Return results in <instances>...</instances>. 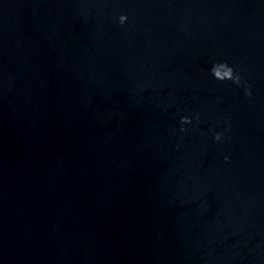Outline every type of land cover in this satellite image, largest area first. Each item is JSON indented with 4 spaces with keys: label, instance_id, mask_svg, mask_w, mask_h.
Returning a JSON list of instances; mask_svg holds the SVG:
<instances>
[{
    "label": "water",
    "instance_id": "95a60500",
    "mask_svg": "<svg viewBox=\"0 0 264 264\" xmlns=\"http://www.w3.org/2000/svg\"><path fill=\"white\" fill-rule=\"evenodd\" d=\"M0 264H264V0H0Z\"/></svg>",
    "mask_w": 264,
    "mask_h": 264
},
{
    "label": "clouds",
    "instance_id": "9594fccd",
    "mask_svg": "<svg viewBox=\"0 0 264 264\" xmlns=\"http://www.w3.org/2000/svg\"><path fill=\"white\" fill-rule=\"evenodd\" d=\"M117 20L120 25H123L126 22L127 17L125 15H120L117 18ZM210 74L215 80L220 82L231 81L235 85H239L241 82L240 76L236 74L233 68L227 65L226 63L213 64V66L210 69ZM245 94L250 95V92L246 91ZM189 123H191L189 117H181L180 124L182 125V127L180 128V131L181 132L185 131L183 125ZM214 139L216 141H219L221 139V134L219 133L215 134ZM225 159L227 160V157H225Z\"/></svg>",
    "mask_w": 264,
    "mask_h": 264
}]
</instances>
